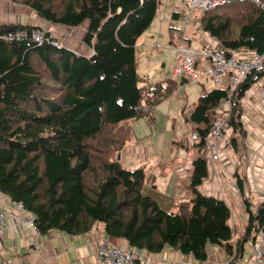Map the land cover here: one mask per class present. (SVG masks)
I'll list each match as a JSON object with an SVG mask.
<instances>
[{
  "label": "trees",
  "instance_id": "16d2710c",
  "mask_svg": "<svg viewBox=\"0 0 264 264\" xmlns=\"http://www.w3.org/2000/svg\"><path fill=\"white\" fill-rule=\"evenodd\" d=\"M10 1L61 29L84 27L81 41L95 57L30 39L5 41L9 32L41 28L0 24V193L34 215L40 235H79L99 222L108 237L132 249L159 253L168 247L205 260L208 246L238 254L243 243L264 234V202L255 212L246 204L248 225L233 245L228 204L198 189L209 175L206 158L192 162V198L173 213L142 195L144 169L128 170L117 160L132 138L130 124L148 114L143 104L150 109L168 96L153 86L147 97L136 71V41L160 0ZM259 2L217 0L200 26L225 53L264 54ZM263 77L264 71L247 75L232 93L231 126L243 135L240 102ZM226 97V89L217 88L198 99L190 121L202 125L199 144Z\"/></svg>",
  "mask_w": 264,
  "mask_h": 264
},
{
  "label": "crops",
  "instance_id": "0c3cea01",
  "mask_svg": "<svg viewBox=\"0 0 264 264\" xmlns=\"http://www.w3.org/2000/svg\"><path fill=\"white\" fill-rule=\"evenodd\" d=\"M187 1L188 0H178L172 4L171 7L166 5L164 13L170 12L172 21L176 23L179 22L185 13ZM178 2L183 3V8L178 7ZM193 19L194 21L187 25H184L183 22L180 21L182 22V29L171 27L172 21L169 22L168 28H170L171 31L167 28L165 41L172 47L174 53L176 47H183L181 45L182 43L185 41L190 43L196 36L198 37L199 44L196 43L194 47H190L189 49L202 48L208 41L207 34L200 26L199 17L194 15ZM0 24H4L3 18H0ZM200 30L202 33L198 34ZM144 34H150L149 39H146ZM144 34L136 41L135 46L137 53L141 52L144 55H153L156 54V52H162L166 49L165 44H159L154 40L152 31L145 32ZM218 48H221L219 44ZM246 51L247 50H240L238 52L244 54ZM136 62L138 63L137 59ZM161 66L164 67V64H161ZM172 73L173 70L170 77L167 76L158 82L148 83L150 87L144 86L146 95H148L147 97H152L151 95L154 91L147 92V90L154 86V88H156L155 91H159L160 95H164L166 92L168 93V96L161 101V103H163L170 98L174 89L177 87V83H179L180 86L187 83L184 79L173 78ZM202 81H210L213 84L211 79L204 78H200L192 83H202ZM226 85L227 81L225 80L224 84L219 88L225 89ZM217 88L218 87L214 84L213 89L205 90L203 88V94L197 98L196 104L200 97ZM160 90H162L163 93ZM258 101V93L256 91L252 92L251 89H249L240 102L242 107L241 114L246 116L242 123L243 126H245V130L249 133L250 141H252L251 150H255L254 154L256 155L255 157L252 156L254 157V161L250 160V164L247 165L249 184L246 182L245 177L240 179V186L237 185V178L235 181H232L237 169L234 168L236 163L229 158L228 161H225V164H228V166L224 168L227 169L228 172L223 170V173H221V167L218 166L214 174L216 179L211 177V175L210 179L208 178L206 183L198 188L200 192L206 195L225 199L231 213L229 222L231 223L233 231V245L242 240L248 225V216L245 210L247 207L246 204L256 208L259 204L264 202V162H262L264 160L262 155V150L264 153V145H259V136L257 133L264 128V109L261 108ZM144 108L147 109V113L149 114L150 110L145 104H143L142 109ZM215 110H217V108ZM214 116L215 113L212 117ZM145 123H147V120L142 119L141 121L136 120L130 124L132 138L127 142L124 150L120 154V161L123 158L124 163L127 164L126 166L123 163L126 166L125 169H128V166L131 169L142 168L145 173V165L149 163L150 158L149 148L145 146H139V148L134 146L138 143L135 141L136 138L133 134V129L136 124L146 126ZM194 126L195 127L191 130L190 143L197 145L200 143L199 129L202 128V125L194 124ZM249 130H251L252 133H250ZM233 131L234 133L237 132L234 128ZM254 133L257 136L254 135ZM260 138H262V134ZM199 157L201 158V156L196 155L195 158L192 157V160L187 159L184 164L182 161L178 160L173 166L170 164L165 166L161 171L160 169L156 170V173L160 172L163 175V179L167 181V184L163 186L164 189H162L165 195H163V193H157L165 197V201L170 205V209L173 210L178 207L181 202L192 198V193L189 188V178L192 171V162ZM139 158L140 162L138 160ZM227 174H229L228 178L226 177ZM222 180L231 186L228 197L222 191ZM151 188L161 189L159 186H152ZM177 188L179 190L175 192L174 190ZM0 209L6 210L10 215L11 213H17V210L13 208V203L7 196L1 193ZM4 230V233L0 235V261L2 264H98L95 249L96 243L101 239L123 248H131L124 240L108 237L104 232V225L99 222L94 223L90 231L79 235H69L57 231H52L47 235H40L39 233L36 234L29 226L14 220L13 216H9L5 221ZM241 246L242 249L238 251V254L234 252L233 255L226 254L219 247L208 246L205 260H196L192 255H184L168 247L164 248L159 253H149L144 250L135 249L138 257L143 260H148V263L138 260L135 264H256L253 254V240H248Z\"/></svg>",
  "mask_w": 264,
  "mask_h": 264
},
{
  "label": "rangeland",
  "instance_id": "374dc122",
  "mask_svg": "<svg viewBox=\"0 0 264 264\" xmlns=\"http://www.w3.org/2000/svg\"><path fill=\"white\" fill-rule=\"evenodd\" d=\"M177 1L178 0H160L155 18L150 27L145 31H152L154 40L159 44H165L166 49L162 52H156V54L153 55H144L141 52H136V59L138 61V63L136 62V68L138 78L140 79V86L143 88L144 86H148V83L158 82L167 76L170 77L175 65V53L172 51V47L168 42L165 41V34L167 33L169 22L172 21V19L170 12L164 13V8L166 5L171 7L172 4ZM0 6V18H3L4 24L39 26L41 30L54 35L60 45L65 46L78 54H91V51L81 41L85 29L84 27L77 29H61L58 26L51 25L38 18L30 8L21 4L13 3L10 0L0 1ZM178 7L183 8V3L178 2ZM201 15L196 14V16L199 17V20ZM180 21L177 23L172 21L171 27L182 29L183 21ZM192 21H194V19ZM192 21H189L187 24ZM201 33L200 30L198 34ZM144 37L149 39L150 34H144ZM196 43L199 44L197 36L191 40L190 43L185 41L181 45L183 48L189 49L190 47H194V44ZM161 64H164V67H162ZM203 88L205 90L213 89V84L210 81H202V83L187 82L182 86L177 83V87L174 89L169 99L165 100L163 103L159 102L158 105L151 106L149 109L150 113L145 114L139 119V121L146 119V126L136 124L133 129V134L136 138L135 141L138 143L134 146L138 148L139 146L148 147L150 154L149 163L145 165L146 184H144L142 188V195L152 198L158 204L159 208L166 212H175L177 207L173 210L170 209V205L166 203L165 197L158 194L163 193V195H165L162 189H164L163 186L167 184V181L163 179V175L160 172L156 173V170L160 169L161 171L165 166L170 164L173 166L178 160L182 161L184 164L187 159L192 160V157L195 158L196 155L205 158L208 152L206 145H193L190 143L191 130L195 127L193 122L191 123L190 121V115L195 108L197 98L203 94ZM251 90L255 91V88L252 87ZM214 118L215 117L210 118L211 122ZM242 129L244 135L241 134L238 129L236 133H233V141L228 159L231 158V160L236 163L234 168L237 170L235 171L232 181H235L236 178L242 179L245 177L246 182L249 184L247 165L250 164L251 161H254L256 155L254 154L255 150H251L252 141L249 139V133L245 130V126H243ZM251 130H249L250 133H252ZM257 133L259 136L258 143L262 146L264 145V139L260 138V135L262 134L264 136V128ZM254 135L256 134L254 133ZM219 143L220 141L217 142V145ZM262 155L264 159L263 150ZM138 160L140 162V158ZM262 162H264V160ZM120 163L122 167L126 168L127 164L124 163L123 158ZM224 165L225 167L228 166V164L225 163ZM128 169L135 170L131 169L129 166ZM226 177L228 178L229 174H227ZM222 181V191L228 197L231 186L224 180ZM152 186H159L161 189L151 188ZM178 190L179 189L177 188L174 191L178 192Z\"/></svg>",
  "mask_w": 264,
  "mask_h": 264
},
{
  "label": "built area",
  "instance_id": "2783aa9c",
  "mask_svg": "<svg viewBox=\"0 0 264 264\" xmlns=\"http://www.w3.org/2000/svg\"><path fill=\"white\" fill-rule=\"evenodd\" d=\"M215 2L216 0H188L186 12L181 21L186 25L193 20L194 15H201L212 7ZM259 3L261 8L264 9V2ZM27 39L37 44L49 43L57 47H65L60 45L54 35L47 34L41 29L18 30L3 35L5 41H24ZM174 50L173 78H181L187 82H195L200 78L211 79L218 88L224 84L225 80L227 81L225 88L227 97L220 102L217 110H215V118L210 123L209 134L204 142L208 151L205 158L209 169V179L211 175L216 179L214 174L218 166L221 167V173H223V170L227 172L224 169V163L228 160L233 141L234 131L230 118L232 93L247 75L264 71V54L252 51H246L244 54L238 51L225 53L221 48H218L217 39L211 36L202 48L186 49L178 46ZM90 51L89 57L93 55L92 50ZM253 87L258 93V103L264 109V77L256 82ZM143 111L147 112V109L144 108ZM245 117L243 114L239 116L242 128V121ZM262 138L264 139L263 135ZM218 141L220 143L217 145ZM221 200L226 203L225 199L221 198ZM13 208L17 210V213H11V215L6 210L0 209V235L5 231L4 224L9 216H13L14 220L29 226L37 234L38 228L35 224L34 215L28 212L21 203H13ZM250 210L255 212L254 207H250ZM246 214L248 216L247 211ZM95 252L98 264H135L138 260L148 263V260L138 257L135 249L123 248L104 239L96 243ZM253 254L256 264H264V234L261 230L253 241Z\"/></svg>",
  "mask_w": 264,
  "mask_h": 264
},
{
  "label": "water",
  "instance_id": "95a60500",
  "mask_svg": "<svg viewBox=\"0 0 264 264\" xmlns=\"http://www.w3.org/2000/svg\"><path fill=\"white\" fill-rule=\"evenodd\" d=\"M94 59H95V57H94V56H91V57H90V60H91V61H93ZM117 158H118V160H119V159H120V155H118V156H117ZM0 264H2V262H1V261H0Z\"/></svg>",
  "mask_w": 264,
  "mask_h": 264
},
{
  "label": "bare ground",
  "instance_id": "6f19581e",
  "mask_svg": "<svg viewBox=\"0 0 264 264\" xmlns=\"http://www.w3.org/2000/svg\"><path fill=\"white\" fill-rule=\"evenodd\" d=\"M185 81V80H184ZM252 89V88H251Z\"/></svg>",
  "mask_w": 264,
  "mask_h": 264
}]
</instances>
